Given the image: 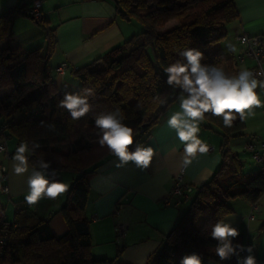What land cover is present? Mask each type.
Returning <instances> with one entry per match:
<instances>
[{
	"label": "trees",
	"instance_id": "obj_1",
	"mask_svg": "<svg viewBox=\"0 0 264 264\" xmlns=\"http://www.w3.org/2000/svg\"><path fill=\"white\" fill-rule=\"evenodd\" d=\"M32 1L28 9L18 3L0 14V42L8 37L14 16H31ZM111 1L118 17L136 21L141 29L89 63L71 67L65 62L66 71L79 85L76 92L95 89L96 96L90 99L95 112L119 107L123 122L134 129L135 143L140 144L179 94L166 84L163 68L180 59V51L197 48L204 53L202 63L225 67L228 74L234 72L233 56L224 55L220 41L225 25L235 21L238 12L233 0H194L185 7L172 0ZM34 20L44 34L43 50L23 51L18 46L0 50V89L12 87L15 96H0V141L4 137L6 146L9 139L16 146L22 140L30 145L36 142L40 147L29 157L30 163L42 156L51 163L50 171L75 175L58 209L66 225L60 236L52 233L48 220L27 206L24 198L14 202L11 221L4 219L0 206V264H121L92 257L89 220L82 216L89 193L87 176L111 154L97 143L99 130L92 114L72 121L67 111L57 107L65 93L73 92L60 90L51 76L54 28L44 15ZM171 20L176 24L160 31ZM25 88L30 90L23 94ZM158 97L166 103L161 104ZM206 116L202 125L220 133L222 161L207 181L192 190L186 209L148 264H180L183 256L192 253L218 264H237L235 256L220 261L215 255L210 226L233 212L230 200L244 198L256 203L264 195V171L245 173L239 156L229 149L230 140L243 134L244 121L237 116L233 126L225 128L221 118ZM240 240L239 236L234 243L240 244Z\"/></svg>",
	"mask_w": 264,
	"mask_h": 264
},
{
	"label": "crops",
	"instance_id": "obj_2",
	"mask_svg": "<svg viewBox=\"0 0 264 264\" xmlns=\"http://www.w3.org/2000/svg\"><path fill=\"white\" fill-rule=\"evenodd\" d=\"M31 1L0 0V14L7 13L18 3L23 9H28ZM233 3L238 18L225 25V36L220 41L224 55L233 56L234 59V72L229 75L236 74L241 68L250 69L253 66V61L247 57L236 62V57L242 55L244 50V46L236 40V35L246 32L264 38V0H233ZM41 7L48 26L55 30V49L50 64L51 76L57 87L70 85L75 88L77 85L69 71L63 77L56 74L55 67L58 64L67 62L71 67H78L89 63L137 32L131 21L117 16L111 0H42ZM175 24L168 22L160 31L170 29ZM229 44L235 45V53L228 50ZM44 45V34L36 21L31 16L16 15L11 21L8 37L0 42V50L16 46L23 51L43 50ZM222 68L225 70V67ZM12 89H0V96L9 94ZM257 92L264 101V91ZM179 110L176 97L142 143L155 150L153 161L146 170L132 163L118 168L116 157L110 155L89 172L88 200L82 216L89 220L90 252L93 258L112 259L121 264H148L152 254L185 210L181 209L183 203H188L192 195L178 206L164 204L163 199L173 186L174 176L183 168V180L194 191L196 186L207 181L219 168L222 161L220 133L202 124L199 137L209 146V151L197 154L186 167L183 165V144L176 137L175 130L166 123L168 117ZM244 123L243 134L230 140L229 149L239 156L245 173L264 171L244 149L245 143L251 141L264 155V107L254 109V115L249 116ZM15 148L16 143L9 147L7 142L9 153L12 154ZM11 157L4 159L0 154V163L6 168L7 175V192H0V206L7 221L12 220L14 202L25 198L28 191L27 174L18 176L13 173ZM56 172L55 179L68 185L75 175L70 171ZM64 201L65 194L56 200L42 199L37 205L31 206L38 216L48 220L56 236L66 231L58 211ZM229 204L233 212L224 218L239 229L240 244L248 242L253 245L258 264H264V195L255 203V208L244 198L230 200ZM249 215L253 219H249ZM117 222L127 225L125 234L119 239L114 232ZM203 264H210V260L203 258ZM211 264L218 263L211 261Z\"/></svg>",
	"mask_w": 264,
	"mask_h": 264
},
{
	"label": "clouds",
	"instance_id": "obj_3",
	"mask_svg": "<svg viewBox=\"0 0 264 264\" xmlns=\"http://www.w3.org/2000/svg\"><path fill=\"white\" fill-rule=\"evenodd\" d=\"M228 50L235 53V45L229 44ZM180 59L163 68L166 84L178 90L179 111L172 113L166 123L175 130L176 137L183 144V165L191 164L197 154H206L209 146L199 137L200 125L206 120V114L222 119L225 128H231L239 119L243 122L254 115V109L264 107L257 89L264 90V62H259L258 70L241 68L236 74L229 75L214 64H205L204 53L197 48L188 47L179 52ZM92 87H85L79 92L65 93L57 107L68 112L72 121H79L92 114L96 129L97 143L107 148L116 157V167H125L129 163L141 170H146L152 163L155 150L151 146L135 143L134 129L126 125L119 107L114 110L95 112L90 99L95 98ZM161 104L166 99H160ZM139 107V105H137ZM43 123V122H42ZM50 129L54 125L48 126ZM134 146V147H133ZM40 145L22 140L11 157L15 175L27 174L25 203L37 205L42 199L56 200L69 190V185L54 179L57 172L51 169V163L39 157L30 163L29 157L35 154ZM4 143H0V153H5ZM209 236L216 241L214 253L220 261L237 258V264H258L253 245L234 243L240 231L234 224L220 218L210 226ZM241 253H247L242 256ZM180 264H203L198 253L185 255ZM211 264V261H210Z\"/></svg>",
	"mask_w": 264,
	"mask_h": 264
},
{
	"label": "built area",
	"instance_id": "obj_4",
	"mask_svg": "<svg viewBox=\"0 0 264 264\" xmlns=\"http://www.w3.org/2000/svg\"><path fill=\"white\" fill-rule=\"evenodd\" d=\"M41 5L42 0L32 1V6L29 13L36 20L41 19L44 15ZM236 40L244 46L243 54L236 57V62H241L244 57L250 58L253 61V66L250 69L258 70L260 67L259 62H264V38L259 35H250L246 32H241L240 34L236 35ZM66 68L67 64L65 62H62L57 66L56 72L60 76H63L65 74ZM258 90L261 89H257V91ZM143 142H141L140 144H142ZM0 143H4L6 147V152L0 154L3 155L4 159H8L10 157V154L7 150L6 139L3 137ZM244 149L250 153L251 159L254 163L264 166V155L260 153V149L256 148V146L251 141L245 143ZM6 179V168L2 163H0V192H7V187L5 185ZM192 190L193 187L183 180V168H181L174 176L173 186L166 197L163 199V202L165 205L172 204L174 206H178L179 204H182L183 202L188 200L190 194L192 193ZM252 204V207L255 208V203ZM249 219H253V216L249 215ZM126 230V224L117 222L114 226L116 238H121L125 234ZM245 245L248 246L249 243L246 242ZM241 255L243 256L245 255V253H241Z\"/></svg>",
	"mask_w": 264,
	"mask_h": 264
},
{
	"label": "rangeland",
	"instance_id": "obj_5",
	"mask_svg": "<svg viewBox=\"0 0 264 264\" xmlns=\"http://www.w3.org/2000/svg\"><path fill=\"white\" fill-rule=\"evenodd\" d=\"M174 3H176L177 5H179L180 7L181 6H187V5H189L190 3H192V2H194V0H172ZM132 23V26H135V30L138 32L140 29H141V27H140V25L136 22V21H134V20H132L131 21ZM175 21H173V20H171V21H169V24H172V23H174ZM136 26H137V28H136ZM164 28V27H163ZM162 29V28H161ZM137 32H135V33H137ZM7 38V37H6ZM5 40V39H4ZM37 84V83H36ZM35 85V84H34ZM36 86V85H35ZM6 88H9V87H6ZM58 88L60 89V90H67V91H70V92H76L78 89H79V85H78V83H77V85H76V87L75 88H73L72 86H67V87H65V86H62L61 87V85H59L58 86ZM30 89L29 88H25V89H23V94H25V93H27L28 91H29ZM10 95H12V96H14V94L12 93V91H10ZM11 96V97H12ZM15 97V96H14ZM11 99V98H10ZM13 143H14V140H10L9 139V147H11V145H13ZM63 149L64 150H66V147L64 146L63 147ZM186 207H187V203H183V205H182V207H181V209L182 210H184V209H186Z\"/></svg>",
	"mask_w": 264,
	"mask_h": 264
}]
</instances>
